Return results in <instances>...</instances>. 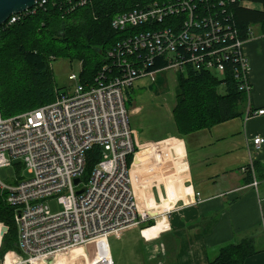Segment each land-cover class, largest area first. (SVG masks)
<instances>
[{"label": "built area", "instance_id": "2783aa9c", "mask_svg": "<svg viewBox=\"0 0 264 264\" xmlns=\"http://www.w3.org/2000/svg\"><path fill=\"white\" fill-rule=\"evenodd\" d=\"M238 1L172 0L119 13L113 21L116 29L159 27L128 37L110 51L118 75H109L111 68L104 66L94 83L85 85L79 73H71L74 89L57 93L49 104L11 117H4L0 106V168L16 164L32 175H19L14 185L0 179V193L15 208L17 249L6 254L13 256L10 264H47L85 246L97 253V241L108 243L109 236L129 227L145 232L158 224L161 215L151 212L153 206L141 210L132 178L137 149L127 93L139 78H154L162 59L164 67L211 71L221 79L231 72L239 89L250 94L244 45L253 29L242 38L231 19L229 7ZM18 19L13 16L8 24ZM261 114L264 109L247 116ZM252 144L260 151L264 137H255ZM95 146L101 158L87 174L88 153ZM258 183L254 179L253 185ZM51 200H57L60 211H52Z\"/></svg>", "mask_w": 264, "mask_h": 264}, {"label": "crops", "instance_id": "0c3cea01", "mask_svg": "<svg viewBox=\"0 0 264 264\" xmlns=\"http://www.w3.org/2000/svg\"><path fill=\"white\" fill-rule=\"evenodd\" d=\"M252 29L253 37L244 45L252 86L240 105L244 114L168 143L178 171L186 172L183 188H176L171 181L165 188L158 187V181L146 190L144 198V178L139 175L148 159L159 161L161 151L149 147L137 152L132 178L140 208L144 211L149 204L153 206L151 212L161 218L145 232L129 227L120 235L109 236L107 246L103 240L97 242L103 252L108 247L114 264H208L217 259L224 246L248 239L253 240L256 252L244 264H264V145L256 151L252 144L255 137H264V114L247 116L250 110L264 109V32L259 25ZM165 65L164 60L158 61L156 83L141 77L128 91L129 97L138 100L129 115L132 129H137L136 147L178 135L173 115L177 75L174 70H163ZM161 74L166 75L159 77ZM225 90L222 83L219 92ZM254 163L260 164L259 174L253 173V180H249L247 167ZM254 179L259 182L257 187ZM165 190L167 196L161 199ZM77 251L47 264H89L86 257L83 261L76 257Z\"/></svg>", "mask_w": 264, "mask_h": 264}, {"label": "trees", "instance_id": "16d2710c", "mask_svg": "<svg viewBox=\"0 0 264 264\" xmlns=\"http://www.w3.org/2000/svg\"><path fill=\"white\" fill-rule=\"evenodd\" d=\"M82 1L47 0L42 7L35 6L16 15L19 19L15 23L9 25V18L0 25V106L4 117L49 104L55 101L57 93L67 92L54 84L52 62L58 58L81 61L79 76L85 85L93 84L104 66L117 73L109 52L122 40L120 34L129 30L114 28L115 16L155 2L166 4L172 0H85L80 4ZM248 1L261 8L246 7L240 0L229 7L231 19L242 38H247L248 29L255 25L264 32V0ZM222 83L226 86L225 93L219 92ZM247 96L239 89L231 72L225 79H220L211 71L197 72L187 68L179 76L174 109L180 133L190 134L243 115L245 111L240 105ZM127 103L130 107L133 97L128 95ZM100 153L99 146L89 151L87 174L100 160ZM247 168L248 179L253 180V170L254 174H259L260 164L254 163ZM14 216L15 208L7 202L5 193H0V223L8 227L0 259L8 251L17 249ZM152 224L154 222L150 221L149 225ZM255 252L251 239L232 243L224 246L217 259L208 264H244Z\"/></svg>", "mask_w": 264, "mask_h": 264}, {"label": "rangeland", "instance_id": "374dc122", "mask_svg": "<svg viewBox=\"0 0 264 264\" xmlns=\"http://www.w3.org/2000/svg\"><path fill=\"white\" fill-rule=\"evenodd\" d=\"M240 1H241V4L246 6V7H251V8H256V9L261 8V6L259 4L252 3L248 0H240ZM143 28H145V27H143ZM143 28H141V29H143ZM133 32L134 31H128L126 33H122V34H120V38H124L128 35H131ZM81 66H82L81 61H78V60L70 61L69 59H66L63 57L54 60L52 62V68H53V74H54V79H55L54 80L55 86L57 88L61 87L63 91L73 90L76 82L71 81L69 79V75L71 73H77L78 74L80 72ZM163 70H174L176 72V75H177V78H176L177 79V87H176V94H175L176 95L175 96V106H176L179 76H180V74L184 73V71H182L178 68H173V67L170 68L167 66L163 67ZM163 70H161V71H163ZM159 73L160 72L157 70L155 75H154V78L152 76H150V77L144 76V77L150 78V80L153 81V83H154L156 80H158L157 76ZM165 75L161 74V75H159V77H164ZM161 88L163 90H165V85H163ZM139 91H141V90H139ZM167 97H169V96H167ZM137 104H138V100H137V97H135V100H133V104L130 107L128 106L129 115H131L130 111L132 110V107L137 105ZM175 106L173 108V115H174ZM174 119H175V117H174ZM175 123H176V121H175ZM176 127H177V131H178V135H170V136H168L164 139H161V140L147 142L145 147H136L137 152L141 151L144 148H149V147H156V149L158 148L161 151L159 161H157V159L155 157L148 159L144 165V169H142V172L139 175L140 178H144L143 179L144 182L141 181L142 182L141 188L143 189L142 190L143 192L142 191L141 192L144 193L143 194L144 198L146 196V190L148 188L151 190L152 185L153 184L156 185L158 181H161L159 183L158 187H160L162 185L165 188L167 185V182L171 181V183H173L176 188H180V189L183 188V179L185 178L186 172L185 171H183V172L178 171L179 168L177 169L174 161L170 158L171 154H170V151L168 150L169 149L168 143L170 141H176V140L182 141V138L184 136L182 133H180L177 124H176ZM134 130L136 131L137 129L134 128L133 131ZM182 147H183V143H182ZM183 150H184V148H183ZM19 175H21L24 178H31V176H32L27 170H23V172H22L20 167L16 164L0 168V179L7 184H10V185L16 184L18 182L17 181L18 178H20ZM146 180H148V181H146ZM162 181H165V183L163 182L164 183L163 184ZM84 184H85V181L83 182L82 186H84ZM143 195H142V197H143ZM177 195L179 196V193H177ZM164 196H167L166 190H165V194H163L161 196V199ZM144 200H146V199H144ZM156 201H158V199ZM49 204H50V207H51L53 212H58L61 210V205L58 204L57 200H51L49 202ZM141 204H144L143 201L141 202ZM166 204H167L166 208H169L170 207L169 204L168 203H166ZM141 231H142V229H141ZM2 237H3V231H2V235L0 234V251L2 249V243H3ZM89 253L92 256V253H95V252L91 249V251ZM6 254H5V257L3 259H0V264H3L6 261V256H7ZM75 254H76V257L79 258L80 261L84 260L83 258L85 257V252L82 249H79ZM78 264H81V263H78Z\"/></svg>", "mask_w": 264, "mask_h": 264}, {"label": "bare ground", "instance_id": "6f19581e", "mask_svg": "<svg viewBox=\"0 0 264 264\" xmlns=\"http://www.w3.org/2000/svg\"><path fill=\"white\" fill-rule=\"evenodd\" d=\"M43 0H37L36 1V3H35V5L33 6V7H31V8H27L26 10H29V9H32V8H34L35 6H38V3L39 2H42ZM47 1H45L44 3H43V5L46 3ZM167 4V3H166ZM42 5V6H43ZM42 6H38V7H42ZM26 10H24V11H26ZM24 11H22V12H24ZM21 12V13H22ZM21 13H13L12 15H10L9 17H8V19L10 18H12L13 16H16V15H19V14H21ZM7 19V20H8ZM115 19V18H114ZM7 20H5L4 22H6ZM114 21V20H113ZM3 22V23H4ZM2 23V24H3ZM1 24V25H2ZM113 27H114V25H113ZM143 27H145V28H143ZM157 27H159L158 25H139V26H135V27H129L128 28V30L129 31H134L131 35H128V36H126V37H124V38H122V40L121 41H119L118 43H117V45L120 43V42H122L124 39H126V38H128V37H132V36H135L136 34H139V33H141V32H144V31H147V30H150V29H154V28H157ZM115 28V27H114ZM141 28H143V29H141ZM1 30V29H0ZM118 30H120V29H118ZM1 34V33H0ZM116 45V46H117ZM116 46H114V48L116 47ZM113 48V49H114ZM112 49V50H113ZM110 53V52H109ZM109 57L112 59V61H113V63H112V65L114 64V58H112L110 55H109ZM128 59L129 60H135L136 59V56H128ZM159 60V59H158ZM116 67V66H115ZM117 68V73H112L111 71L109 72V75H118L119 74V68L118 67H116ZM155 68H157V66H155ZM81 77V76H80ZM81 79V78H80ZM90 85V84H89ZM37 109V108H36ZM34 110V109H33ZM30 111V110H29ZM27 112V111H26ZM199 196V195H198ZM158 222H159V220H158ZM0 234L2 235V227H1V225H0ZM3 237H4V235H3ZM97 242H99V241H97ZM97 242H95L94 243V246H95V248H96V251H97V253H92V256L90 255V253H89V247H87V246H85V247H79V248H75V249H72V250H69L68 252H66V253H61V254H58L54 259H56V258H59L60 256H62V255H70V254H72V253H74L75 251H77V250H79V249H82L84 252H85V257L87 258V261L89 262V264H109L110 262H111V260H110V256H109V252H108V247H107V252L105 251V252H103V250L104 249H101V250H99V248L96 246V243ZM105 244H106V246H107V242L105 241ZM13 259V256H12V254H9L8 255V259L6 260V263L7 264H10V263H13L12 260ZM40 263H43V262H35L34 264H40Z\"/></svg>", "mask_w": 264, "mask_h": 264}, {"label": "water", "instance_id": "95a60500", "mask_svg": "<svg viewBox=\"0 0 264 264\" xmlns=\"http://www.w3.org/2000/svg\"><path fill=\"white\" fill-rule=\"evenodd\" d=\"M37 0H0V25L8 19L13 13H21L27 8L35 5ZM80 182V178L75 179V184ZM83 190L78 191L81 193ZM8 227L2 226L3 235L7 232ZM52 262V261H51Z\"/></svg>", "mask_w": 264, "mask_h": 264}]
</instances>
